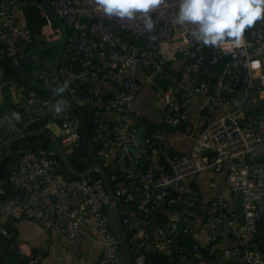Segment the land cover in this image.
Instances as JSON below:
<instances>
[{
	"label": "built area",
	"instance_id": "2783aa9c",
	"mask_svg": "<svg viewBox=\"0 0 264 264\" xmlns=\"http://www.w3.org/2000/svg\"><path fill=\"white\" fill-rule=\"evenodd\" d=\"M29 2L45 21V43L54 42L59 30L42 0ZM24 5L0 0V80L13 103L0 113V151L43 123L52 147L10 153L7 176L0 179V236L10 248L16 236L7 226L31 221L68 242L85 229L100 249L97 264H119L122 246L108 217L117 210L132 264L175 253L178 264L194 257L197 264H264V251L255 244L224 248L228 240L254 236L264 217V0H49L67 38L58 67L38 69L34 82L55 88L60 99L6 75L8 58L18 73L22 56L38 46L21 24ZM176 61L183 64L181 74L160 94L171 126L189 119L194 96H206L203 109L219 114L188 154L173 153L160 132L143 135L135 111L145 84L158 81L164 66ZM216 68L220 73L211 82ZM103 83L110 95L99 105ZM81 87L95 119L92 157L108 173L112 201L101 178L92 179L96 171L87 168L77 178L67 165L81 148L84 128L67 98L76 104ZM223 170L227 192L240 198L235 212H228L227 194L202 205L189 188L197 176ZM179 239L192 244L182 248ZM29 264H42V257Z\"/></svg>",
	"mask_w": 264,
	"mask_h": 264
},
{
	"label": "crops",
	"instance_id": "0c3cea01",
	"mask_svg": "<svg viewBox=\"0 0 264 264\" xmlns=\"http://www.w3.org/2000/svg\"><path fill=\"white\" fill-rule=\"evenodd\" d=\"M126 39L130 41L128 38ZM38 57H43L39 64L44 62L42 69L49 72L54 71L60 64V53L56 60L40 54ZM182 65L181 61L167 63L158 81L145 84L142 93L135 102V111L137 123L143 135L154 131L160 132L173 153L188 154L198 135L219 114L208 113L203 109L206 96H194L189 105V119L178 128L171 126L160 103V94L173 86L174 80L181 74ZM36 66L33 67L32 63L27 62L24 65L25 73L33 81L38 70ZM32 70H34L33 74H31ZM219 73L220 69L216 68L210 79L211 82ZM109 95L110 88L106 83H103L99 105H102ZM12 106V100L0 80V113L10 110ZM46 126L53 128L55 125L47 124ZM226 175L227 170L217 174L203 173L189 182V188L196 193L199 203L202 205L210 202L219 194H227L228 212L238 211L240 198L227 192ZM9 226L16 236L14 247L10 249L14 257L30 258L33 256V252H36L35 255L42 257V264H97L100 258V249L89 240L85 229L74 241L68 242L61 239L55 231H43L31 221H21ZM250 244L262 247L264 251V217L254 236L242 240H228L224 242V248L242 249ZM129 257L131 259V255ZM130 261L132 264V259ZM119 264H125L124 254L120 256Z\"/></svg>",
	"mask_w": 264,
	"mask_h": 264
},
{
	"label": "trees",
	"instance_id": "16d2710c",
	"mask_svg": "<svg viewBox=\"0 0 264 264\" xmlns=\"http://www.w3.org/2000/svg\"><path fill=\"white\" fill-rule=\"evenodd\" d=\"M25 2L24 7L22 10L19 11L20 21L23 26H25L31 33L32 37L35 39L36 45L40 44H46L45 39L43 38V28L46 26L44 19H42L39 16V12L36 10L34 6H32L29 2V0H21ZM62 49V48H61ZM44 56V55H43ZM46 57V56H44ZM5 71L7 77H13L15 78L21 85H23L22 81L18 77V73H14L12 70V67L10 65V58L6 60L5 63ZM43 96L47 97H53L60 99V96L58 94H46L41 93ZM89 100V95L86 92V87H81L77 89V93L75 96V102L77 106L83 111V113L86 115L87 120L89 121L91 125V131L94 128L95 125V119L93 116V111L89 109L87 102ZM70 113L73 117L78 118L80 121L79 113L71 108ZM45 126V123L33 126L30 128L29 133L34 131H40L42 130L41 135H28L24 139L18 141L17 143L13 144L11 147V154L16 153L19 150L28 149V150H35V149H43V150H51L52 147V141L49 139L48 131H43V128ZM57 126V125H56ZM84 132V128L81 130V138ZM8 156L4 160L0 162V179H4L7 176V173L5 171V166L13 160V158ZM95 154H93V157ZM59 169L61 171H65V163L63 161L58 160ZM67 165L77 174H81L88 168V164L86 162V156L82 150V142H81V148L78 151L77 155H72L69 158H67ZM69 174V173H68ZM105 174L108 175L107 171L105 170ZM70 175V174H69ZM93 180H99V176L96 174L92 175ZM9 232L11 231L10 226H7ZM12 232V231H11ZM15 235V234H14ZM180 246L182 248L188 249L189 246L192 244L191 240H183L179 239ZM11 242L4 239L2 236H0V264H29V262L36 258L37 255L36 252H33V256L24 257V256H17L14 257L13 253L11 252L10 248ZM200 258L203 259L204 252L201 251L199 254ZM180 257V253H175L171 258L165 257L162 254H155L151 256V264H178V260ZM190 264H197L198 260L194 257L191 259Z\"/></svg>",
	"mask_w": 264,
	"mask_h": 264
},
{
	"label": "water",
	"instance_id": "95a60500",
	"mask_svg": "<svg viewBox=\"0 0 264 264\" xmlns=\"http://www.w3.org/2000/svg\"><path fill=\"white\" fill-rule=\"evenodd\" d=\"M44 9L46 11L47 16L51 19V21L53 22L54 26L56 27V29H58V34H57V38L54 42L51 43H46V44H40L30 50H28L21 58V60L19 61L18 64V77L19 79L23 82V83H28L30 88L32 90L35 91H41L43 93L46 94H57L58 91L50 86H43V85H39L36 82H34L33 80H31L27 74L25 73V69H24V65L27 63H32V66L34 67L35 65H38L40 61L43 60V57H38V55L47 50V49H52V48H62L63 45L66 42V38H67V31L64 27V25L60 22V20L53 14L52 10L49 7V0H42ZM27 69V67H26ZM69 105L75 109L80 116V119L83 123V127H84V132L82 135V150L86 156V162L88 164V171L89 173H92L94 171H96L99 175V177L101 178L103 185L105 187L106 193L108 198L110 199V201H112V192H111V188L107 179V176L101 166V164L94 160L92 157V154L94 153V148L92 147L91 144V125L89 123V121L87 120L86 115L83 113V111L76 105L74 104V102H72L69 98H67ZM30 135H40L39 131H34L31 132ZM23 137L19 136L17 138H15L12 142L10 147H12L13 144L17 143L18 141H20ZM51 138V136H50ZM141 138V134H138V139L137 141ZM11 153V149L8 148L4 151V153L2 151H0V162L4 159L7 158ZM132 154L135 156L136 154V150H132ZM4 156V158H3ZM85 174H74V177L77 178H82L84 177ZM108 217H109V225L111 228H113L121 242V246H122V250H123V254H124V259H125V264H131V261L129 259L128 256V249L126 246V242L125 239L123 237V232H122V228L120 226V223L118 221V213L117 210H111L108 212Z\"/></svg>",
	"mask_w": 264,
	"mask_h": 264
},
{
	"label": "rangeland",
	"instance_id": "374dc122",
	"mask_svg": "<svg viewBox=\"0 0 264 264\" xmlns=\"http://www.w3.org/2000/svg\"><path fill=\"white\" fill-rule=\"evenodd\" d=\"M52 28H53V30H54V28L56 29L55 26H53ZM60 51H61L60 47L52 48V49H47V50L41 52L40 55H42V56L44 55L46 57H49V59L56 60V59H58ZM43 63L44 62H41L39 65H37L36 69H41L43 67ZM33 73H34V70L31 71V74H33ZM12 155H13V153H12Z\"/></svg>",
	"mask_w": 264,
	"mask_h": 264
}]
</instances>
